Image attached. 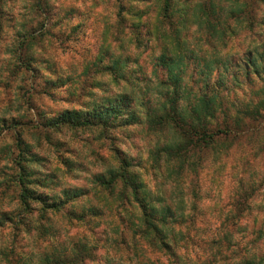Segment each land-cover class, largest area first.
<instances>
[{
  "label": "rangeland",
  "instance_id": "rangeland-1",
  "mask_svg": "<svg viewBox=\"0 0 264 264\" xmlns=\"http://www.w3.org/2000/svg\"><path fill=\"white\" fill-rule=\"evenodd\" d=\"M163 1L0 0V216L13 219L0 227V264H42L46 255L72 257L82 246L92 256L68 264L175 262L144 242L137 250L132 230L122 234L115 209L122 184L110 194L98 182L122 158L154 195L188 215L173 224L182 264H245L251 247L264 255V240L252 244L264 233V120L229 140L226 151L204 154L196 172H183L178 187L153 168L152 152L172 136L145 120L147 108L163 101L169 88L160 82L167 72L159 59L171 46ZM174 1L181 25L188 0ZM258 14L263 20L264 4ZM180 27L184 53L192 57L184 83L193 84L200 59L223 57L234 65L264 44V25L256 34L238 31L226 46L196 24ZM115 63L117 72L110 69ZM242 81L241 87L231 84L226 105H255L264 97L258 94L264 78L253 74ZM124 96L136 114L133 124L46 125L66 110L92 111ZM23 167L40 181L31 186L53 200L67 191L83 194L45 218L36 201L32 211H22Z\"/></svg>",
  "mask_w": 264,
  "mask_h": 264
},
{
  "label": "trees",
  "instance_id": "trees-1",
  "mask_svg": "<svg viewBox=\"0 0 264 264\" xmlns=\"http://www.w3.org/2000/svg\"><path fill=\"white\" fill-rule=\"evenodd\" d=\"M262 4L264 0H188L185 4L187 16L182 14L184 18L180 22L181 25L193 23L198 29H206L209 36L219 39L223 46H226L227 38L237 35L238 31L248 29L256 34V27L264 25V19L260 20L258 14ZM160 13L171 28L170 34L168 30L165 32L170 36L171 46L168 45L159 59L160 65L167 72V77L162 78L160 82L169 88L163 101L147 108L145 120L153 130L172 134L170 139L154 149L151 156L156 172L162 173L166 179L171 178V182L178 187L181 185L180 178L183 172L187 169L196 172L204 154L213 150L226 151L230 146L229 140L246 133L252 122L264 120V97L255 105H244V107L226 105L230 102L226 95L227 90L233 83L239 87L243 86L242 76L250 79L255 74L264 78V44L261 45L262 49L250 48L245 53L246 57L234 65L232 61L223 57L204 59V62L200 59L191 73L193 84L184 83L191 68L190 58L192 57H187L184 53L182 27L174 18L175 1L164 0ZM117 66L118 63H115L114 66H110V69L117 72ZM215 68L218 71L216 74ZM258 94L264 95V88H260ZM130 100L129 97L124 96L116 104L86 112L66 110L48 120L46 125L52 128L66 125L85 127L103 124L107 126L115 124L120 119L123 125H130L137 119ZM31 174L25 167L19 174L22 211H32L34 209L32 202L36 201L41 204V212L45 218L49 211H61L66 204L83 194L82 189L67 191L64 198L53 200L48 194L38 193L31 186L40 182L31 179ZM98 182L110 194L116 193L118 185L122 184L120 191L116 193L115 201L118 200L119 204L115 209L119 213L121 224L124 225L122 234L127 229L133 231L137 250H143L144 246L141 243L144 242L164 256L175 257V262H166L159 258L156 262L151 261V264H182V256L175 249L177 242L174 241L176 240L174 237L177 235L173 224H182L187 221L188 215L185 211L179 212V208L176 209L165 202L162 196L154 195L145 180L132 169V163L126 158L121 159L119 167L109 171L108 177L99 176ZM98 214L99 212H95V215ZM80 216L84 217V215ZM7 220L13 219L9 216H0V227L4 226ZM259 233L260 237L252 241L253 245L254 242L264 240L263 231ZM91 256L90 251L82 246L72 257L61 254L46 255L42 264L79 263ZM243 262L264 264V255H259L251 247L249 255Z\"/></svg>",
  "mask_w": 264,
  "mask_h": 264
}]
</instances>
